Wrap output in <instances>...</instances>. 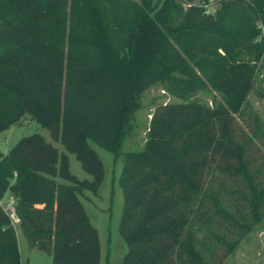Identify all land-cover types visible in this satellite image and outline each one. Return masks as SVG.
I'll list each match as a JSON object with an SVG mask.
<instances>
[{
  "label": "trees",
  "instance_id": "16d2710c",
  "mask_svg": "<svg viewBox=\"0 0 264 264\" xmlns=\"http://www.w3.org/2000/svg\"><path fill=\"white\" fill-rule=\"evenodd\" d=\"M259 24L264 0H0V133L34 120L65 150L32 134L0 153V200L14 198L29 248L100 264L81 200L105 176L92 139L124 155L121 264H226L264 218V124L248 110ZM206 82L212 105L193 99ZM156 83L180 101L158 105L142 149L122 153L138 94ZM0 264H22L1 206Z\"/></svg>",
  "mask_w": 264,
  "mask_h": 264
},
{
  "label": "rangeland",
  "instance_id": "374dc122",
  "mask_svg": "<svg viewBox=\"0 0 264 264\" xmlns=\"http://www.w3.org/2000/svg\"><path fill=\"white\" fill-rule=\"evenodd\" d=\"M157 1V0H154ZM200 4V0H193ZM212 2V1H211ZM217 5H208L207 14H215ZM250 93L249 111L256 113L264 124V61ZM220 99L206 82L193 99L212 105L213 99ZM138 108L134 111L130 121L129 131L123 139L122 153L140 151L144 145L150 125L151 116L158 105L177 103L178 97L169 93L165 87L156 83L138 94ZM32 134L42 135L46 141L52 143L60 152H65L62 144L54 142L50 132L34 120H27L21 124L11 126L0 133V153L7 154L9 150L22 138ZM90 146L96 151L104 164V181L97 195L85 192L88 199L83 198L84 207L92 225L97 229L101 244L100 264H121L127 252V245L120 233V222L123 212V190L120 185V176L124 166V155L115 158L106 148L98 146L89 139ZM70 160V170L81 180H91L75 154L67 153ZM18 246L22 264H53L47 254L30 249L23 233L16 227ZM226 264H264V218L238 245L235 251L226 259Z\"/></svg>",
  "mask_w": 264,
  "mask_h": 264
},
{
  "label": "built area",
  "instance_id": "2783aa9c",
  "mask_svg": "<svg viewBox=\"0 0 264 264\" xmlns=\"http://www.w3.org/2000/svg\"><path fill=\"white\" fill-rule=\"evenodd\" d=\"M206 7H208V5H205V8ZM258 28L260 30L259 40L263 41L264 43V25L259 24ZM0 206L2 207L3 211L8 216L10 224L15 228L18 227L21 224V219L17 214L14 198L12 196H9L8 198H4L0 200Z\"/></svg>",
  "mask_w": 264,
  "mask_h": 264
},
{
  "label": "water",
  "instance_id": "95a60500",
  "mask_svg": "<svg viewBox=\"0 0 264 264\" xmlns=\"http://www.w3.org/2000/svg\"><path fill=\"white\" fill-rule=\"evenodd\" d=\"M206 26L208 29L216 30L218 29V22L216 20H211L207 22Z\"/></svg>",
  "mask_w": 264,
  "mask_h": 264
},
{
  "label": "crops",
  "instance_id": "0c3cea01",
  "mask_svg": "<svg viewBox=\"0 0 264 264\" xmlns=\"http://www.w3.org/2000/svg\"><path fill=\"white\" fill-rule=\"evenodd\" d=\"M69 157V156H68ZM69 160H70V158H69ZM10 195L8 194V195H6V197L5 198H8ZM83 198L84 199H88V196H86V194L84 193V196L83 197H81V200H82V203H83ZM83 205H84V203H83ZM85 208V207H84ZM86 210V209H85ZM24 236V235H23ZM25 238V237H24ZM36 250V249H35ZM20 252V251H19Z\"/></svg>",
  "mask_w": 264,
  "mask_h": 264
}]
</instances>
